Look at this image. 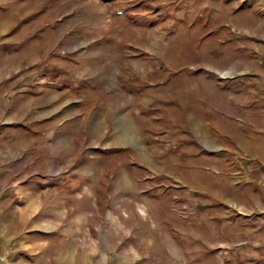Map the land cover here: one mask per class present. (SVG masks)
I'll list each match as a JSON object with an SVG mask.
<instances>
[{"label":"rangeland","instance_id":"rangeland-1","mask_svg":"<svg viewBox=\"0 0 264 264\" xmlns=\"http://www.w3.org/2000/svg\"><path fill=\"white\" fill-rule=\"evenodd\" d=\"M0 264H264V0H0Z\"/></svg>","mask_w":264,"mask_h":264}]
</instances>
